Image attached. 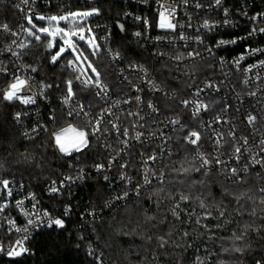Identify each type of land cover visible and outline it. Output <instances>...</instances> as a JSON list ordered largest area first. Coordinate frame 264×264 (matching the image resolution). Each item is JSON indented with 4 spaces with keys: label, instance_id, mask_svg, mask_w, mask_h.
<instances>
[{
    "label": "built area",
    "instance_id": "1",
    "mask_svg": "<svg viewBox=\"0 0 264 264\" xmlns=\"http://www.w3.org/2000/svg\"><path fill=\"white\" fill-rule=\"evenodd\" d=\"M111 1L120 3L123 9L103 18L100 0H29L27 5L26 0H0V78L9 80L4 94L11 85L17 86L15 95L5 100L18 106L12 118L24 138L50 133L54 142L55 135L50 126L56 111L53 97L36 82L23 59L35 42L27 34L30 25L25 17L30 12L49 17L98 7L100 14L88 21L100 45L92 55L106 56L117 84L109 85L101 72L90 78L77 60H67L66 67L75 77L66 81V91L59 95L58 103L66 115L83 122L104 158L88 164L77 156L68 171L46 180L44 193L63 198L54 208L45 206L40 195L23 182L0 177V208L4 209L0 212V257H8L7 252L25 236L28 238L23 246L28 251L19 257L31 254L36 234L50 229L46 226L48 219L61 218L66 223L72 212H77L79 226L93 233L103 216L140 199L166 180L163 163L173 153L175 136L183 127L190 128L186 141L203 170L216 173L227 183H239L253 175L264 192V67L258 66L261 57L235 63L239 55H246L249 46H264V36L240 39L248 35L250 27L264 28V20L250 19L264 15V0H222V6H216V0ZM169 9L172 23L184 30V41L156 27L158 13L167 14ZM224 9H228L227 20ZM148 22L152 27H147ZM62 23L71 27L68 22ZM205 23L208 30L203 29ZM193 30L202 35H195ZM125 32L144 48L146 63L128 62L117 48L116 37ZM201 39L203 45L195 43ZM233 39L237 40L235 45L216 48L218 41ZM185 43L191 46L185 47ZM204 46L214 49L215 57L209 56ZM168 75L177 83L174 89H170ZM87 92L91 100L86 98ZM92 175L104 177L109 195L99 206L80 209L82 196L77 190ZM4 180L10 182V197ZM64 185L72 186L65 190ZM17 201H23L28 216L16 207ZM69 208L65 216L64 210ZM44 211L49 217L42 215ZM37 215L40 220L27 225V219L36 220ZM9 220L28 231L16 232ZM100 259L99 253L96 260Z\"/></svg>",
    "mask_w": 264,
    "mask_h": 264
},
{
    "label": "trees",
    "instance_id": "2",
    "mask_svg": "<svg viewBox=\"0 0 264 264\" xmlns=\"http://www.w3.org/2000/svg\"><path fill=\"white\" fill-rule=\"evenodd\" d=\"M100 7L103 18L123 9L111 0H100ZM116 41L128 62L148 61L146 51L130 33H119ZM23 59L35 69L36 82L53 97V132L72 122L82 125L79 119L66 115L58 103L59 95L66 91V81L75 73L66 65L48 62L44 42L32 43ZM94 63L101 78L116 86L114 68L106 56L101 53ZM167 78L174 89L177 83L172 82V76ZM8 85L9 80L0 78V177L23 182L40 195L45 206L54 208L63 198L47 196L44 182L68 171L77 156L90 164L104 158V152L91 135L88 145L72 155L62 154L50 133L24 138L12 118L18 106L3 96ZM75 88L80 90L77 85ZM86 98L91 100L92 96L87 92ZM189 129L177 132L174 151L164 160L166 180L140 199L103 216L93 233L80 227L77 212H72L64 229L53 227L36 234L31 254L0 257V264H264V192L258 179L250 175L239 183H227L216 173L203 170L186 141ZM77 194L82 196L80 209L99 206L109 195L104 177L95 175L82 183ZM140 206L155 218L145 222L126 216Z\"/></svg>",
    "mask_w": 264,
    "mask_h": 264
},
{
    "label": "snow or ice",
    "instance_id": "3",
    "mask_svg": "<svg viewBox=\"0 0 264 264\" xmlns=\"http://www.w3.org/2000/svg\"><path fill=\"white\" fill-rule=\"evenodd\" d=\"M38 3L39 0H36ZM29 3V0H26V5ZM216 6H222V0H216ZM59 7V5H57ZM100 14V10L98 7L94 6L91 8V10L88 11H69L67 14H59V15H52L49 17H45L43 15H36L35 12H30L26 17V22L28 25H30L29 28H27V34L29 37H32V40L35 42H43V39H48L49 37L51 39H48V43L46 45V50L49 51V54L51 55V63L53 65L57 64L61 59L65 58L66 56H73L76 52L77 48H80L81 50H86L89 54H91L93 51H95L97 48L100 47V45L97 42V34L95 33V30H93L90 26H88V21L91 17L98 16ZM171 14L172 10H168L167 14L165 11H160L158 13L159 20L158 23H156V27L161 30H167L171 33H174L176 36H181V32L184 31L182 28H179L176 24H173L171 21ZM224 15L227 20L228 17V9H224ZM245 17H247V14L244 13ZM137 20H140V17H136ZM251 21L256 22L258 20H264V15L261 16H253L250 18ZM34 21L42 22V21H48V22H68L71 27L66 30L64 27H55L54 29H50V27H37V24L34 23ZM120 30L123 31V25H120ZM147 27H152V24L148 22ZM178 28L180 30H178ZM215 28V27H213ZM212 28V29H213ZM203 29L208 30L209 25L205 23L203 25ZM195 35L201 36L202 34L198 32L197 30H193ZM248 35L245 37H241L242 40H249L258 36H264V28H255L250 27L248 30ZM43 34V39L42 35ZM188 35H192L191 33H188ZM135 36L140 37V33H135ZM157 41H159V38H156ZM184 41L183 37L181 36V40ZM196 44L203 45V39L195 41ZM237 43V40L233 39L232 41H225L220 40L218 41L216 48H220L224 45L233 44L235 45ZM82 46H86V48H83ZM170 46V45H169ZM185 47H190L191 44L185 43ZM24 47H27L25 45ZM55 48L54 54H52L51 50ZM204 48L208 49L209 56L215 57V51L214 49L204 46ZM9 53L13 56L16 55V53H12L9 51ZM23 54V53H21ZM254 57H261L259 59L258 66L264 67V46H257V47H251L249 46L246 49V55L241 54L239 55L238 59L235 61V63H240L241 61H244L246 58H254ZM78 58V57H77ZM31 71H35V69H32ZM16 85H11L9 92L4 94V99L10 100L15 95ZM71 90V89H69ZM34 102V101H33ZM54 119V118H52ZM71 130H65L64 133L61 135L67 134ZM64 151V149H61ZM66 155H72L71 152H65ZM72 185H64L65 190H67L68 187ZM3 187L4 189H7V195L10 197L12 196V190L10 189V182L8 180L3 181ZM53 193L50 191V194ZM23 201H17L16 207L23 213L24 216H28V212L23 210ZM7 205H5V208ZM37 207V204H33V209ZM4 211L3 208H0V212ZM65 216H67L71 209H65ZM44 217H49V212L44 211L42 213ZM40 220V216L37 215L36 220H33L31 218L27 219V225L33 226L37 223V221ZM9 224L13 225L16 232H27L28 229L24 228L21 229L19 227H15L14 221L9 220ZM48 228H52L53 226L64 229L65 228V221L61 218H55V219H48V222L46 224ZM28 237L25 236L21 240L16 241V248L11 249L7 252L8 257H19L28 250L23 246L24 240ZM83 239V237H81ZM18 249V250H17ZM2 250V249H0ZM91 248L88 249V252L91 253Z\"/></svg>",
    "mask_w": 264,
    "mask_h": 264
},
{
    "label": "rangeland",
    "instance_id": "4",
    "mask_svg": "<svg viewBox=\"0 0 264 264\" xmlns=\"http://www.w3.org/2000/svg\"><path fill=\"white\" fill-rule=\"evenodd\" d=\"M88 10H91V9H85V11H88ZM34 23L37 24V27H41V26L50 27V29H54L55 27H64L66 30H68V27H66V25H64L62 22L34 21ZM41 35L43 39V34ZM48 39H51V38L49 37ZM48 39H43V42L45 43V45H47ZM82 47L86 48V46H82ZM51 52L52 54H54L55 48H53ZM68 59L77 60L81 64L83 71L90 78H92V76L97 77V74L100 72V70L98 69V66L94 63L95 57L92 56V53L89 54L86 50L79 51L77 48L73 56H66L65 58L61 59L58 63L66 65V62ZM48 62L51 63L50 54H49ZM65 130H71V131H69L65 135H61L62 133L65 132ZM89 141H90V133L88 132L86 126L84 124L77 125L75 124V122L69 123L68 125L64 126L62 129L55 132V135H54V142L56 144V148L62 154H65V152H71V153L78 152L84 149L88 145ZM62 148L64 149V151L61 150ZM135 211L136 210L130 211L129 213L126 214V216L128 215L131 220H134V218H140L145 222L152 221L153 218H155V214L147 210L146 207L142 208L140 206V208H138L136 212Z\"/></svg>",
    "mask_w": 264,
    "mask_h": 264
},
{
    "label": "water",
    "instance_id": "5",
    "mask_svg": "<svg viewBox=\"0 0 264 264\" xmlns=\"http://www.w3.org/2000/svg\"><path fill=\"white\" fill-rule=\"evenodd\" d=\"M48 51V50H47Z\"/></svg>",
    "mask_w": 264,
    "mask_h": 264
}]
</instances>
